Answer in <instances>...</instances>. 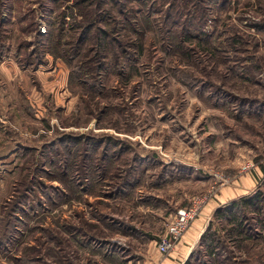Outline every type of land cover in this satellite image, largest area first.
I'll list each match as a JSON object with an SVG mask.
<instances>
[{"label": "rangeland", "instance_id": "rangeland-1", "mask_svg": "<svg viewBox=\"0 0 264 264\" xmlns=\"http://www.w3.org/2000/svg\"><path fill=\"white\" fill-rule=\"evenodd\" d=\"M257 193L264 0H0V264H160L197 196L201 262L264 264V202L212 215Z\"/></svg>", "mask_w": 264, "mask_h": 264}, {"label": "trees", "instance_id": "trees-1", "mask_svg": "<svg viewBox=\"0 0 264 264\" xmlns=\"http://www.w3.org/2000/svg\"><path fill=\"white\" fill-rule=\"evenodd\" d=\"M264 197L257 194H246L241 195L238 197L231 198L230 200L226 201L223 205H220L217 207L214 212L213 216L215 217H225V219L231 224L230 228H227L225 232L228 235L229 241H238L236 239H239L237 236H242L246 232L243 228V221L240 216V210L241 207H250L252 209L257 210L260 208L257 206L258 203H263ZM213 220H210L205 229L200 234L196 244L193 246V248L190 250L188 254V258L185 260L184 264H190L191 261L197 260L196 264H203L201 262V259L199 258V251L197 248L205 247L206 254H209V256H212L214 254V249L220 244V236L216 234V230H213ZM232 235H235L237 238L233 239L231 238ZM235 243V242H233ZM205 263V262H204ZM211 264H214V260L211 261Z\"/></svg>", "mask_w": 264, "mask_h": 264}, {"label": "built area", "instance_id": "built-area-1", "mask_svg": "<svg viewBox=\"0 0 264 264\" xmlns=\"http://www.w3.org/2000/svg\"><path fill=\"white\" fill-rule=\"evenodd\" d=\"M204 197H194L188 204L179 206L170 215L166 231L159 237L157 249L161 254H168L177 244L183 232L199 215L204 204Z\"/></svg>", "mask_w": 264, "mask_h": 264}, {"label": "crops", "instance_id": "crops-1", "mask_svg": "<svg viewBox=\"0 0 264 264\" xmlns=\"http://www.w3.org/2000/svg\"><path fill=\"white\" fill-rule=\"evenodd\" d=\"M231 197L232 196H226L224 202ZM213 207V202L210 199L208 203L203 206L199 215L183 232L175 247L169 252L168 257L162 259L160 264H182L184 258L189 254L190 250L193 248L200 234L204 230Z\"/></svg>", "mask_w": 264, "mask_h": 264}]
</instances>
